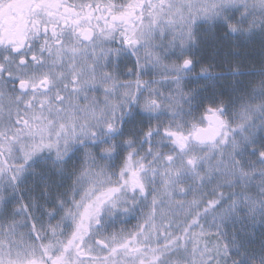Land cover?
<instances>
[{
  "label": "snow or ice",
  "instance_id": "obj_1",
  "mask_svg": "<svg viewBox=\"0 0 264 264\" xmlns=\"http://www.w3.org/2000/svg\"><path fill=\"white\" fill-rule=\"evenodd\" d=\"M0 264H264V0H0Z\"/></svg>",
  "mask_w": 264,
  "mask_h": 264
},
{
  "label": "rangeland",
  "instance_id": "obj_2",
  "mask_svg": "<svg viewBox=\"0 0 264 264\" xmlns=\"http://www.w3.org/2000/svg\"><path fill=\"white\" fill-rule=\"evenodd\" d=\"M214 71H226L227 70V65H224L223 67H217L213 69ZM226 81H221V84H225Z\"/></svg>",
  "mask_w": 264,
  "mask_h": 264
}]
</instances>
